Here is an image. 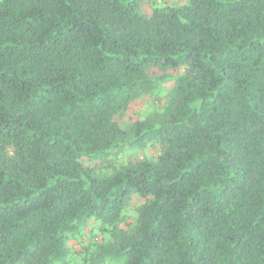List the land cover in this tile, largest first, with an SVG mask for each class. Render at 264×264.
Masks as SVG:
<instances>
[{
	"label": "trees",
	"instance_id": "trees-1",
	"mask_svg": "<svg viewBox=\"0 0 264 264\" xmlns=\"http://www.w3.org/2000/svg\"><path fill=\"white\" fill-rule=\"evenodd\" d=\"M0 264H264V0H0Z\"/></svg>",
	"mask_w": 264,
	"mask_h": 264
}]
</instances>
